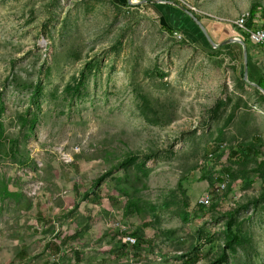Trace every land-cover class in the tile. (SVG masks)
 Segmentation results:
<instances>
[{"label": "rangeland", "instance_id": "obj_1", "mask_svg": "<svg viewBox=\"0 0 264 264\" xmlns=\"http://www.w3.org/2000/svg\"><path fill=\"white\" fill-rule=\"evenodd\" d=\"M174 1L215 42L253 5L264 14V0ZM126 4L0 0V264H19L20 241L50 264H182L194 251V264H264V95L243 79L240 45L186 38L194 21L171 4ZM245 44L255 80L264 47ZM247 144L256 158L227 159Z\"/></svg>", "mask_w": 264, "mask_h": 264}, {"label": "trees", "instance_id": "obj_2", "mask_svg": "<svg viewBox=\"0 0 264 264\" xmlns=\"http://www.w3.org/2000/svg\"><path fill=\"white\" fill-rule=\"evenodd\" d=\"M123 2L126 4L127 1L126 0H123ZM127 5V4H126ZM180 10V9H179ZM250 13H251V19L252 17L255 15L256 13V7L253 5L251 8H250ZM184 14V13H183ZM185 15V14H184ZM187 18L188 16L185 15ZM261 23H262V26L264 27V14L262 13L261 15ZM162 19V18H161ZM250 19V23L249 25L251 24L252 20ZM163 20V19H162ZM164 24H165V28L166 30L169 32V33H172L173 32V28L171 27H168L167 24L165 23V21L163 20ZM212 22V21H211ZM194 23V22H193ZM204 26L207 28V26L204 24ZM194 27H195V33H198V38H202V41L205 42V45H210L209 42L207 41V39L205 38V36L203 35V33L201 32V30L198 28V26L194 23ZM190 39V38H188ZM192 39V38H191ZM190 39V40H191ZM244 39H246L244 37ZM194 40V39H192ZM262 88H264V74H262L259 79L256 81ZM37 89L39 90L40 89V86H37ZM1 149V148H0ZM259 154L258 150L254 147V145L252 144H247V145H238L236 148H229V153H228V157L227 159L228 160H234V159H238V160H246L249 156H253V157H257ZM215 155V154H213ZM224 175H227V179L229 181V179L233 176V173L231 171V168L230 167H227L225 168L224 170ZM223 177L222 176H218L217 177V181H221V180H224V178L222 179ZM228 183V182H227ZM227 186V184H226ZM186 204H187V200H186ZM225 232H226V235H227V239H226V245L227 246H233L235 245L236 243H238L240 241V236L237 235L233 230H232V223L230 220H227L226 221V224H225V228H224ZM123 233L122 236H127V235H130V236H134V238L136 239V244L134 245L135 247H140L141 243L143 242V240L138 237L136 235L135 232H130V231H125V232H121ZM119 236V235H118ZM137 236V237H136ZM77 253V252H75ZM186 258L183 260L182 264H194L198 258H199V255H198V252L197 251H194L193 253L192 252H188L186 254ZM77 256V262L78 263V259H79V256L78 254L76 255Z\"/></svg>", "mask_w": 264, "mask_h": 264}, {"label": "built area", "instance_id": "obj_3", "mask_svg": "<svg viewBox=\"0 0 264 264\" xmlns=\"http://www.w3.org/2000/svg\"><path fill=\"white\" fill-rule=\"evenodd\" d=\"M133 1H139V0H133ZM250 19H251V13L249 11L246 16H240L239 19L233 20L232 27L236 31L244 33L251 43L256 44V45H261L264 47V27L262 26L260 15L255 13V15L251 19L252 22L249 25ZM174 33L178 37L181 36L177 32H174ZM209 155H212V152H210ZM221 176L223 177L224 175H221ZM218 186L219 187H217V189L220 188L221 182L218 184ZM209 197L210 196L208 193H205L199 196V198L197 199L198 204L204 205V206L209 205ZM118 235L120 237V240L124 244L134 245L136 243V240L132 239L130 235L121 236V230L118 231Z\"/></svg>", "mask_w": 264, "mask_h": 264}, {"label": "water", "instance_id": "obj_4", "mask_svg": "<svg viewBox=\"0 0 264 264\" xmlns=\"http://www.w3.org/2000/svg\"><path fill=\"white\" fill-rule=\"evenodd\" d=\"M127 2H128V4H132V3H145L146 1L140 0L138 2H132L131 0H127ZM154 2H157V1H154ZM177 7L180 10H182L185 14H187V16H189L194 21V23L198 26V28L201 30V32L203 33V35L205 36V38L209 42L210 46L218 48V47L224 46L226 44H230V43H237L240 45L241 55H242L243 79L249 85H252L255 89H257L260 93H262L264 95V88H262L256 81H252L248 78V60H247L248 59V51H247V47H246L244 40L238 36H229V37L222 39L221 41L215 42L212 39V37L209 34L206 27L202 24L200 19L196 16V14L193 11H191L188 7H186L184 5L178 4Z\"/></svg>", "mask_w": 264, "mask_h": 264}, {"label": "crops", "instance_id": "obj_5", "mask_svg": "<svg viewBox=\"0 0 264 264\" xmlns=\"http://www.w3.org/2000/svg\"><path fill=\"white\" fill-rule=\"evenodd\" d=\"M182 16H184L182 18H187L184 14H182ZM176 24L177 23H175V21L172 23V25H176ZM229 25L232 26L231 24H229ZM194 30H195L194 26H192V27L185 26V32L187 33L186 38H190V39L192 38L194 40H197L198 39V33H195ZM260 76L261 75H259L257 77V79H255L253 81H257ZM18 246H19L18 249H16V255L18 256L17 259H18L19 264H50L48 262V260H46V259H42V260L36 262L35 259L31 257L32 256L31 252L27 251V247H28L27 242L20 241ZM78 261L79 262L81 261L80 258ZM76 262H77V256L74 255V264H76Z\"/></svg>", "mask_w": 264, "mask_h": 264}, {"label": "clouds", "instance_id": "obj_6", "mask_svg": "<svg viewBox=\"0 0 264 264\" xmlns=\"http://www.w3.org/2000/svg\"><path fill=\"white\" fill-rule=\"evenodd\" d=\"M132 2H138V1H133V0H131ZM140 1V0H139ZM146 2L145 3H166V4H171V5H173V6H175V7H177V5H178V3L177 2H175L174 0H145ZM154 1H157V2H154ZM127 4H128V2H127ZM136 4H144V3H132V4H128V5H136ZM180 5H183V4H180ZM186 7H188V6H186ZM178 8V7H177ZM191 11H193V9L191 8V7H188ZM183 12V11H182ZM195 13V12H194ZM185 14V13H184ZM186 15V14H185ZM197 16V15H196ZM160 17V16H159ZM198 17V16H197ZM199 18V17H198ZM260 18H261V16H260ZM223 23H226V22H223ZM227 25H229V24H227ZM230 27H232V26H230ZM207 29V28H206ZM235 30V29H234ZM236 31V30H235ZM174 32H177L178 34H180L181 36L180 37H182L183 35L180 33V32H178L177 30H173V33ZM209 32V31H208ZM238 32V31H237ZM239 34H234V35H231V36H238V37H240V38H242L243 40H244V42H245V39H244V37L248 40V38H247V36L244 34V33H241V32H238ZM210 34V33H209ZM184 37V36H183ZM229 37V36H228ZM213 39V38H212ZM249 41V40H248ZM250 42V41H249ZM256 45V44H255ZM261 46V45H260ZM222 47V46H221ZM263 47V46H262ZM219 48V47H218ZM248 60V59H247ZM248 73H249V64H248ZM253 81V80H252ZM257 90V89H256ZM217 144H219V143H217ZM216 144V146H218ZM226 147V146H225ZM225 149V148H224ZM226 149H228V147L226 148ZM215 150V149H214ZM222 150V148H218V150H215V151H213L212 153L213 154H215L216 152H219V151H221ZM209 157V156H208ZM212 157H213V155H212ZM209 158H211V157H209ZM218 176H221V175H217L215 178L217 179V177ZM223 179V178H222ZM219 181V180H218ZM221 182H222V180H221ZM199 198V197H198ZM197 198V199H198ZM198 203V202H197ZM200 205V204H199ZM201 206H204V205H201ZM208 206V205H207Z\"/></svg>", "mask_w": 264, "mask_h": 264}, {"label": "bare ground", "instance_id": "obj_7", "mask_svg": "<svg viewBox=\"0 0 264 264\" xmlns=\"http://www.w3.org/2000/svg\"><path fill=\"white\" fill-rule=\"evenodd\" d=\"M238 19H239V18H238ZM223 178H224V180H222L221 185H222V183H224V182L226 183V181L228 180V179H227V175H225ZM220 188H222V187L220 186ZM220 188H219V189H220ZM224 188H225V187H224ZM210 199H211V198H210ZM114 226L119 228L120 223H116V224H114ZM119 230H121V232H125V231H126L125 228H122V229H119ZM122 235H123V233H121V236H122ZM125 236H126V235H125ZM127 236H128V235H127ZM131 237H132V236H131ZM132 239L136 240V239L134 238V236L132 237Z\"/></svg>", "mask_w": 264, "mask_h": 264}]
</instances>
